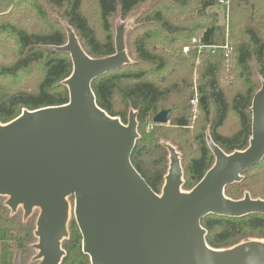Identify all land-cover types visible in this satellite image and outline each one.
<instances>
[{
  "label": "trees",
  "instance_id": "obj_1",
  "mask_svg": "<svg viewBox=\"0 0 264 264\" xmlns=\"http://www.w3.org/2000/svg\"><path fill=\"white\" fill-rule=\"evenodd\" d=\"M90 1L95 7L102 38L85 12ZM226 1L234 13L230 33L237 26L242 29L236 37L231 36L234 46L231 41H224V28L216 24V16L206 12L217 0H0V39L13 36L18 46L17 58L0 67V78L15 80L35 67L40 73L33 90L0 88V124L11 122L24 110L68 104V90L62 83L70 76L72 63L67 54L56 51L67 42L66 28L74 32L90 58H106L115 53L112 17L118 13L121 20L126 19L150 4L139 13L140 34L133 42L135 62L130 63L131 52L125 45L129 64L97 78L91 89L96 105L122 124H127L130 112L136 113L139 137L131 164L157 195L161 194L169 167L166 145L175 148L168 142V131L177 136L188 135L192 118L190 101L196 97V118L201 115L204 125L191 140L195 155L184 164L180 162L183 171L180 189L190 191L214 164L208 137L227 155L248 147L251 102L260 89L253 80L250 63H254L258 77L264 81V36L261 37L264 11L255 6L258 0ZM18 14L25 19L33 16L39 24L17 21ZM54 17L66 26H61ZM193 39L196 44H192ZM226 44L231 49L227 57L222 49ZM185 46L190 52L181 56ZM198 46L212 48L198 51ZM168 48L173 54L166 52ZM175 52L180 54L179 59L175 58ZM204 57L199 85L192 87L191 67ZM225 61L236 64L234 76L243 84L230 98L218 79ZM167 109H171L168 125L152 123L157 113ZM230 113L236 117L238 129L224 135L220 130ZM224 194L231 200H240L248 194L253 200L264 201V159L247 170L239 183L228 186ZM5 201L0 196V264H32L29 253L34 245L35 219L30 216L24 220L18 211L12 213ZM200 225L206 231V244L214 250L252 240L264 241V215L240 218L209 215ZM81 246L78 227L71 226L70 235L61 243L65 255L60 264H90Z\"/></svg>",
  "mask_w": 264,
  "mask_h": 264
},
{
  "label": "water",
  "instance_id": "obj_2",
  "mask_svg": "<svg viewBox=\"0 0 264 264\" xmlns=\"http://www.w3.org/2000/svg\"><path fill=\"white\" fill-rule=\"evenodd\" d=\"M56 51L72 63L63 81L69 102L22 111L0 124V196L26 220L39 210L34 236L38 264H60L68 237L67 199L90 264H264V241L252 240L214 250L200 225L209 215L240 218L264 215V201L248 194L231 200L225 189L264 159V85L251 102V137L243 151L225 154L208 137L213 166L188 192L181 191L183 171L175 149L166 145L169 167L161 195L155 194L131 164L139 137L136 113L127 124L108 116L95 102L91 83L129 64L124 33L114 36V55L90 58L71 29ZM171 109L152 123L166 125Z\"/></svg>",
  "mask_w": 264,
  "mask_h": 264
},
{
  "label": "rangeland",
  "instance_id": "obj_3",
  "mask_svg": "<svg viewBox=\"0 0 264 264\" xmlns=\"http://www.w3.org/2000/svg\"><path fill=\"white\" fill-rule=\"evenodd\" d=\"M89 7L88 10H85L86 14L89 15V20L91 22V24L93 25L94 28H96V33L98 35L99 38H102L103 34L100 31L99 27H98V22H97V18H96V14H95V7L92 4V1L89 2ZM150 4H148L146 7H140L136 12L131 13L128 18L121 20L119 18V14H115L112 19H111V27H112V35L113 37L115 36L117 30L123 31L124 33V42L126 45V49L130 50L131 52V56H130V63L135 62V56L133 54V42L136 40L137 35L140 34V30H139V26H140V22H139V13L143 10L146 9ZM257 8H259L261 10V12L264 11V0H258L256 5ZM206 12H208L209 14H214L216 16V21H217V25L224 28V30L222 29V33L224 34V41H228L230 43L236 44L235 41L231 38V36H235L236 34H238V32H241L242 29L240 27H235L232 32L233 34L230 33V27L232 26V22H233V18H234V13L232 8L229 6V8L226 6H223L220 1L217 0L216 5H214L211 8H208L206 10ZM91 15V16H90ZM30 16V15H29ZM57 23H60L61 26L65 27V23L62 22L59 18L54 17L53 18ZM17 21H21V20H26V22L29 25H35V24H39L37 21L34 20L33 16L31 17H27V19H25V17H23L22 14H18L17 18L15 19ZM68 29V28H66ZM264 36V32H261V37ZM264 39V37H263ZM209 50V49H206ZM169 54H173L172 52H169V48L167 49V51ZM206 53H208L207 51H205ZM176 56L175 58L179 59L178 56V52H175ZM18 55V46L16 44V40L13 36H7L6 38L3 37V39H0V67L1 66H6L7 64H11L13 62V60L15 58H17ZM182 51H181V56H182ZM207 58V57H206ZM205 60L204 58H201L200 63L197 60L193 66L191 67L192 69V73H191V85L192 87H197L199 85L200 82V75L201 72L203 70V66H202V61ZM199 63V64H198ZM228 67L229 69L226 70L225 67ZM251 71H252V75H253V80L255 82V84L257 85V89L261 88L264 85V81L261 80L256 72V67L254 66V63H250ZM224 70L221 72H219L218 74V79H219V86L223 89L226 90V94L228 96V98H230V96L232 94H234L235 91L239 90L237 88H242L243 84L242 81H238V79L235 78L234 73L235 71H237V67L235 63H231L226 62L225 61V65L223 66ZM38 67H35L33 70H31L30 73L23 75V76H19L17 79L15 80H6V79H1L0 78V88H4L5 90H17V89H26V90H33L35 88V84L36 81L39 79L40 77V73L37 70ZM192 92V89H191ZM194 92V91H193ZM190 121V126H189V132L188 135L186 136H177L175 132H171L168 131V136H169V143L174 145V149L177 152V154L179 155L180 158V162L182 164L186 163L189 159V157H192L195 155L194 153V149H195V145L191 146V140L192 137L197 134L199 128L201 126L204 125V120L202 118V116L200 115L198 118H193V113H192V118L189 120ZM168 125V124H167ZM238 129V122L236 117L233 114H229L227 121L225 123V125L223 126V128H221L220 132L224 135H230L232 133H234L236 130ZM172 130V129H169ZM205 136L208 135V131L207 128L204 132ZM182 192H187L182 190ZM161 195V194H160ZM7 201V197H4ZM5 201V203H6ZM67 203H68V217H67V223H66V229H67V234L70 235V227L71 226H76L77 224L75 222V216H74V200L73 198H69L67 199ZM20 215L23 217V210H22V206H18L17 210ZM39 215V210L38 209H34L31 213L30 216H32L31 218L35 219L34 220V228H35V223L37 220V217ZM29 216V217H30ZM34 216H36L34 218ZM34 245L38 243V239L34 236V240H33ZM33 245V246H34ZM32 246V251H30L29 256H32L30 258V262H32V264H38L39 261H35L33 258L36 256V254L38 253Z\"/></svg>",
  "mask_w": 264,
  "mask_h": 264
},
{
  "label": "built area",
  "instance_id": "obj_4",
  "mask_svg": "<svg viewBox=\"0 0 264 264\" xmlns=\"http://www.w3.org/2000/svg\"><path fill=\"white\" fill-rule=\"evenodd\" d=\"M220 3L223 6H227L228 5V2L226 0H220ZM192 44H196V40L195 39L192 40ZM211 48L212 47H204V46H198L197 47L198 51H200L202 49H211ZM222 49L225 52V57H227L228 54H230L231 49L228 47L227 44L225 46H223ZM189 52H190V48L189 47H187V46L183 47L182 53L184 55L188 54ZM190 106H191V110H192V113H193V118H195L196 115H197V99H196V97L190 101ZM148 130H149V128L146 129V131H148Z\"/></svg>",
  "mask_w": 264,
  "mask_h": 264
}]
</instances>
